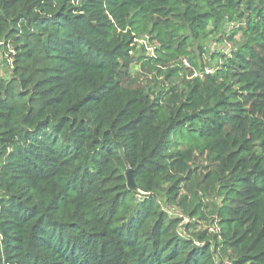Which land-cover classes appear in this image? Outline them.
Instances as JSON below:
<instances>
[{"label":"trees","instance_id":"obj_1","mask_svg":"<svg viewBox=\"0 0 264 264\" xmlns=\"http://www.w3.org/2000/svg\"><path fill=\"white\" fill-rule=\"evenodd\" d=\"M0 44V264H264V0H0ZM135 62L198 75L150 98Z\"/></svg>","mask_w":264,"mask_h":264},{"label":"rangeland","instance_id":"obj_2","mask_svg":"<svg viewBox=\"0 0 264 264\" xmlns=\"http://www.w3.org/2000/svg\"><path fill=\"white\" fill-rule=\"evenodd\" d=\"M234 24L235 23L233 22L224 23L221 27L222 30L220 33H208L206 37L200 39H193L189 37L191 41L190 46H188L190 56L195 58V61L199 66H203L205 70L210 72L220 63V59L221 61L225 59L223 57H218L219 55L224 57L228 56L235 47L242 43L243 36L241 32H238L233 37L231 42L225 40L226 35L232 32ZM133 48L134 50L132 51V54L135 58L140 56L149 58L156 56L155 49L160 48V44L157 41L152 40L148 33H144L143 35H139L136 41H134ZM9 53V47L4 49L0 44V71L1 75L4 77H9L12 72V61L8 57ZM215 56H217V58L214 59ZM186 61L190 66V62L188 60ZM169 65L170 66L165 69H162V73H158L157 69L150 71L143 68L139 62H135L130 66V72L133 76L138 78L139 85L143 87L144 93L149 95L150 98L158 96L160 93L166 91L172 86H176L178 90H184L185 82L191 78L197 77L198 75L197 70L194 74V72L190 70L181 69L176 72L175 75L169 77L170 80H167L165 75L168 74L169 70L175 66L174 63H169ZM190 74L192 75L190 76ZM209 204H211L210 200ZM168 212L173 215L178 213L176 209L174 211L168 210ZM205 217L206 219L204 221H194L195 229L190 231L196 233L198 231L207 230L209 233L214 235L216 231L215 226L213 225L212 215L207 214ZM184 223L189 224L190 220L186 218Z\"/></svg>","mask_w":264,"mask_h":264},{"label":"water","instance_id":"obj_3","mask_svg":"<svg viewBox=\"0 0 264 264\" xmlns=\"http://www.w3.org/2000/svg\"><path fill=\"white\" fill-rule=\"evenodd\" d=\"M126 179H127V187L129 190L134 191L136 190L135 188V182L132 176V170L128 169L127 173H126Z\"/></svg>","mask_w":264,"mask_h":264},{"label":"built area","instance_id":"obj_4","mask_svg":"<svg viewBox=\"0 0 264 264\" xmlns=\"http://www.w3.org/2000/svg\"><path fill=\"white\" fill-rule=\"evenodd\" d=\"M182 63L186 66V67H189V64H187V61L186 60H183ZM213 70H211L210 72H208L206 70L207 73H211Z\"/></svg>","mask_w":264,"mask_h":264}]
</instances>
